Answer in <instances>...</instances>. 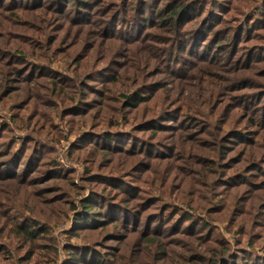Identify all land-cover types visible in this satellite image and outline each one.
Returning <instances> with one entry per match:
<instances>
[{
    "label": "rangeland",
    "instance_id": "374dc122",
    "mask_svg": "<svg viewBox=\"0 0 264 264\" xmlns=\"http://www.w3.org/2000/svg\"><path fill=\"white\" fill-rule=\"evenodd\" d=\"M0 264H264V0H0Z\"/></svg>",
    "mask_w": 264,
    "mask_h": 264
},
{
    "label": "trees",
    "instance_id": "16d2710c",
    "mask_svg": "<svg viewBox=\"0 0 264 264\" xmlns=\"http://www.w3.org/2000/svg\"><path fill=\"white\" fill-rule=\"evenodd\" d=\"M135 100H138V98H135ZM133 105H136V107H138V105H139L138 101H135L133 103ZM87 207H89V206H87ZM85 211H87V210H85ZM30 227H35V226L26 227L24 232H25L26 235L31 236V237L34 238V237H36V232L34 231V229H31ZM69 254H72V253H70V251H69ZM72 255H75V254H72Z\"/></svg>",
    "mask_w": 264,
    "mask_h": 264
}]
</instances>
